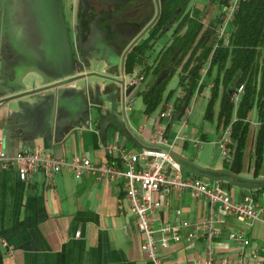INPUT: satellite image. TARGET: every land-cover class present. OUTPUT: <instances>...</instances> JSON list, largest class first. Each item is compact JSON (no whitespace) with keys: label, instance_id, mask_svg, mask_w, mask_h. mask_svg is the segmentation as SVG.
<instances>
[{"label":"crops","instance_id":"obj_1","mask_svg":"<svg viewBox=\"0 0 264 264\" xmlns=\"http://www.w3.org/2000/svg\"><path fill=\"white\" fill-rule=\"evenodd\" d=\"M0 19V99L21 93L32 85L38 87L43 83H54L58 79L55 76L71 68L62 65L57 50H54L50 64L43 61L47 68L35 60L32 62L35 55L31 54L30 48L18 49L11 45L8 39L13 37H8V27L3 26L1 13ZM158 49L151 50L147 57L149 61L145 62L150 68L143 71L141 66L137 73L143 78L133 85L112 84L108 88L89 85L82 90L81 83L71 81L36 96L25 95L1 102L0 143L6 153L41 148L64 159L86 155L94 164L107 162L121 166L117 156L108 157L104 153L105 144L115 142L127 152H137L150 145L158 135L171 142L179 127L177 119H171L172 116L160 119V110L154 116L146 114L143 106L134 110L131 103L134 94L141 98L140 91L149 86L144 83L146 77L154 79L152 64ZM113 74L118 78L120 72L113 71ZM50 77L53 80H48ZM209 85L205 88L209 89ZM170 99L163 98L161 106L165 101L173 100ZM174 121L177 122L176 127L173 126ZM255 125L254 122L251 126ZM183 129L190 137L183 134L185 140L173 141L169 152L173 151L199 167L223 170L224 173L208 174L226 178L228 182L193 175L183 169L184 175L217 182L233 200H242L250 195L257 205L264 206V192L261 197L257 195L259 189L264 188L257 186L264 177L260 173L252 177L253 129L251 134L249 132L251 139L249 137L244 145L242 169L236 174L229 171L226 166L229 162L213 145L221 130L216 127V122L206 155L201 150L205 143L197 147L190 139L207 140L206 132L192 131L187 124ZM188 141L200 150L194 158L184 155ZM151 195L161 201L150 218L154 237L167 236L160 230L162 225L175 227L180 237L174 241L167 236V245L160 248L162 259L173 264H193L203 254V239L188 240L185 236L194 223L205 219V200L161 190ZM175 209L179 214H175ZM214 218L218 233L212 240V247L216 260L225 258L230 264L237 259L245 263L264 261L263 224L249 223L233 214L217 213ZM181 221L188 222V225L182 226ZM75 232H78L77 236ZM230 233L243 235L248 240L247 244L231 240L228 237ZM2 241L11 249V255L5 253L7 248ZM141 241L134 215L128 210L123 196V182L119 179L111 181L93 175L75 178L63 169L49 181L41 172L20 180L12 168H0V264H150L140 251Z\"/></svg>","mask_w":264,"mask_h":264},{"label":"built area","instance_id":"obj_2","mask_svg":"<svg viewBox=\"0 0 264 264\" xmlns=\"http://www.w3.org/2000/svg\"><path fill=\"white\" fill-rule=\"evenodd\" d=\"M238 1L227 0L224 4L219 24L215 29L216 39L211 44V49L216 46L218 41L228 36L229 30H226V27L231 26V17L238 6ZM200 72L201 75L197 86L193 92H189L190 95L184 106V99L188 94L184 96L182 89L178 87L176 97L170 102L165 101L158 112L160 119H170L172 114L176 112L174 108L176 99H181V114L177 119L179 127L171 142H168L162 135H158L151 141L150 145L142 147L137 152H127L115 142L107 143L103 146L104 153L108 157L117 156L121 166L107 162L94 164L86 155H75L70 159H64L63 157L44 152L41 148L17 150L13 154H8L0 143V168H12L17 172L20 180H25L28 176L41 172L46 180L49 181L54 174L63 169L75 178L93 175L98 178L106 177L111 181L119 179L123 182V196L125 197L128 210L134 215V224L142 238L139 246L140 251L144 253L150 264H173L162 259L160 248L167 245L168 235L174 241L180 238L175 231V227L168 225H162L160 228L162 233L167 236H160L159 239L154 237L150 218L158 210L161 201L154 199L151 194L161 190L163 193L171 191L176 194L185 193L192 198H203L205 200L206 217L203 221L194 223L185 236L188 240L203 239V254L200 259L193 261V264H230L225 258L215 259L212 247V240L218 233L214 226L215 215L217 213L220 215L233 214L243 220H247L249 223L258 222L264 226V206L257 205L250 195H246L242 200H233L228 192L217 182L210 183L192 175H184L182 165L169 152L173 141L182 138L185 140L182 129L185 128L187 117L192 110L191 103L188 104V101L192 102L198 94L197 88L205 69L202 68ZM141 79L142 75L132 70L125 81L127 84L133 85ZM240 89L238 87L237 91L240 92ZM190 139L193 145L197 147L204 142L201 138L194 137ZM229 142V127L220 130L213 141V145L217 147L220 155L227 161L230 158ZM175 214H179L178 209H175ZM180 223L184 227L188 225L186 221H181ZM74 235L77 236L78 232H75ZM228 237L231 240L240 242L242 245H246L248 242L239 233H230ZM1 243L6 247V243L3 241ZM5 253L11 255L12 251L7 248ZM233 264H264V261L245 263L237 259Z\"/></svg>","mask_w":264,"mask_h":264},{"label":"trees","instance_id":"obj_3","mask_svg":"<svg viewBox=\"0 0 264 264\" xmlns=\"http://www.w3.org/2000/svg\"><path fill=\"white\" fill-rule=\"evenodd\" d=\"M227 0H218L223 11ZM233 11L232 22L228 36L212 45H204L203 38L197 37L199 22L188 18L181 20L176 30L171 33L168 44L162 46L154 59L155 80L147 88L140 91L143 111L150 114L162 101V91L169 75L181 65L177 76V87L184 96L193 92L200 79L201 69L205 72L197 91L210 84L202 114L203 119H211L214 104L217 102L214 121L221 130L229 127L230 152L229 171L238 173L242 169L244 145L248 132L253 129L252 145V177L259 173L264 177V0H239ZM160 15L148 36L134 46L125 58L124 73L130 72L135 65H145L147 56L145 50L150 47V40L162 34L168 19L175 8L169 5L161 6ZM173 63L168 72L160 76L163 67ZM176 87V88H177ZM240 87V92L237 88ZM171 89L164 96L168 100ZM183 96V98H184ZM181 99H176L175 110L180 112ZM255 110L254 127L250 124L249 113Z\"/></svg>","mask_w":264,"mask_h":264},{"label":"flooded vegetation","instance_id":"obj_4","mask_svg":"<svg viewBox=\"0 0 264 264\" xmlns=\"http://www.w3.org/2000/svg\"><path fill=\"white\" fill-rule=\"evenodd\" d=\"M166 4L175 8L162 32L168 31V40L181 20L184 21L190 18L199 22V30L196 35L198 38H203L204 45L210 46L215 41V29L222 15L218 0H207L206 4L200 6L197 0H60V11L62 12L67 39H69L71 54V68L65 69L63 72L72 70V74L58 78L57 81L93 70L92 68H83L81 71L79 68L80 64H85L89 61L97 62L100 69H106L108 73L116 77L113 71L116 73L120 72L119 64L123 51L129 43L135 41L126 51L121 64L123 66L122 73L118 75V78H122L124 83H126L125 80L132 70L139 71L140 67L144 66L141 64L135 65L130 72L124 73L123 69L127 54L148 36L160 15L161 6ZM204 18H207L206 21ZM152 19V25L138 39L139 33ZM14 25L12 24L11 28H7L8 37L10 35L14 37L13 33L16 34ZM27 35V41L34 44L36 40L33 39L29 32ZM156 39L157 37L150 40V47L144 52L147 57L150 55L153 42ZM168 40L162 46L168 44ZM8 41L16 48H21L14 41V38H10ZM24 46H27V44L23 43ZM152 65L154 66V64ZM174 66L173 63H168V66L163 67L160 74L167 73ZM178 68H181V65L176 66V69ZM105 84L107 86L103 88H108L112 84L118 83L105 81ZM87 87L89 85L85 88Z\"/></svg>","mask_w":264,"mask_h":264},{"label":"water","instance_id":"obj_5","mask_svg":"<svg viewBox=\"0 0 264 264\" xmlns=\"http://www.w3.org/2000/svg\"><path fill=\"white\" fill-rule=\"evenodd\" d=\"M0 10L2 13V24L9 28L12 24H15L16 34L13 33L14 41H16L19 47L23 48V43L27 44V47L30 48L34 60L37 64L43 65V67L47 68L45 63L50 64L54 55V50H57L61 55L62 65L66 68L70 66L71 63V54H70V43L69 39H67L65 25L63 23L62 12L60 11V0H1ZM158 13V11H157ZM7 21V24H6ZM153 19L150 23L139 33V37L146 32V30L152 25ZM6 28V27H5ZM30 33L35 41L34 44L29 43L27 41L28 35ZM135 41L129 43V45L123 51L120 59V73H122V61L126 54V51L130 48V46ZM43 61L45 62L43 64ZM79 68H92L93 70H89L86 72H82L77 76L68 77V79L58 80L54 83H43L40 86H33L21 93L13 94L11 96L3 97L0 99L1 102L10 101L11 99L22 97L25 95H39L42 92L53 90L54 87L68 84L70 81L79 82L82 84V90L87 86L91 85L93 87H105V81H113L118 83L120 86H123L124 81L122 78H116L112 74L108 73L106 69H100L99 64L94 61H89L85 64H80ZM72 71H65L63 74L59 76H55V78H62L68 76ZM166 73L164 72L156 79V82L161 80ZM48 80H53V77H50ZM46 79V81L48 82ZM190 93L184 99V104L186 103ZM53 95L51 94V97ZM100 106V104H98ZM182 106V107H183ZM181 111L172 115L171 119L176 120L179 118ZM164 148V147H162ZM170 154L173 155L178 161L181 162L182 168L192 173L193 175L205 176L210 178L211 180H222L227 181L226 178L223 177H214L208 173H224L221 169H210L199 167L194 163H191L189 160H185L178 154L173 151H170ZM228 182V181H227ZM264 186V181L258 183L257 186Z\"/></svg>","mask_w":264,"mask_h":264},{"label":"rangeland","instance_id":"obj_6","mask_svg":"<svg viewBox=\"0 0 264 264\" xmlns=\"http://www.w3.org/2000/svg\"><path fill=\"white\" fill-rule=\"evenodd\" d=\"M198 3H199V6L200 5H203V4H206L207 0H197ZM207 18H204V20L206 21ZM230 26L226 27L227 29L226 30H229ZM168 40V31L167 32H164L162 33L161 35H159V37L153 42V45H152V51H157L158 48H160L163 43H166ZM210 43V42H208ZM211 44V43H210ZM151 54V53H150ZM147 61H149L148 59L146 60V63ZM178 69H176L174 72H172L169 77L167 78V81L165 83V86H164V89L162 91V101H163V98L164 96L167 94V92L169 91V89H171V99L174 98L176 96V87H177V76H178ZM155 78V77H154ZM155 79H152L151 76H147L144 83H148V85L152 84L154 82ZM207 88H202L200 89L199 93L195 96L194 100L191 102L190 100L188 101V104L191 103V107H192V110L190 111V114L188 115L187 117V126L189 127V129L192 131H197L198 130H201V131H205L206 134L208 135V139L207 140H204V145H203V148L201 150H203V155L207 153L208 151V148L210 147L209 143L211 144L212 142V138H213V126H214V114L216 112V109H217V102H215L214 104V113H213V116L211 119H203L202 118V114H203V110H204V105H205V102H206V96L208 95V92H207ZM169 97V98H170ZM141 98L139 95H136L134 94L131 98V103H132V109H138V108H142V102H141ZM162 101L155 107V110L153 112H151L150 114L152 116L156 115V113L158 112V110L161 109V104H162ZM249 119H250V124L253 126V123L255 122V110H251L250 113H249ZM177 125V122L174 121L173 122V126L176 127ZM178 126H179V123H178ZM177 126V127H178ZM252 130V129H251ZM186 131H184V129H182V134H185ZM252 132V131H251ZM250 132V134H251ZM249 134V132H248ZM250 134L248 135V138H247V143H248V140H249V137L251 139V136ZM186 138H189L190 135H188V133L185 134ZM208 143V144H206ZM188 145H186V148L184 149L185 152H184V155H187L188 157H191V158H194L195 155L197 153H199V149L195 148L192 146V142L191 141H188L187 142ZM234 189V187H233ZM262 192H264V188H260L259 189V192L257 193L258 196H262ZM259 198V197H257ZM260 200V199H259Z\"/></svg>","mask_w":264,"mask_h":264}]
</instances>
